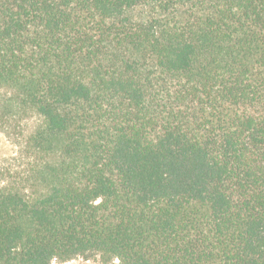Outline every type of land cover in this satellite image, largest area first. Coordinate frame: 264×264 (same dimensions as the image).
Instances as JSON below:
<instances>
[{
  "label": "trees",
  "instance_id": "trees-1",
  "mask_svg": "<svg viewBox=\"0 0 264 264\" xmlns=\"http://www.w3.org/2000/svg\"><path fill=\"white\" fill-rule=\"evenodd\" d=\"M0 264H264V0H0Z\"/></svg>",
  "mask_w": 264,
  "mask_h": 264
},
{
  "label": "rangeland",
  "instance_id": "rangeland-1",
  "mask_svg": "<svg viewBox=\"0 0 264 264\" xmlns=\"http://www.w3.org/2000/svg\"><path fill=\"white\" fill-rule=\"evenodd\" d=\"M40 121L37 118H30L22 123L23 135L18 131L2 132L0 131V169L13 166L16 159L20 156L19 152L23 143L39 126ZM53 264H104L102 258L94 256L90 259L78 257L69 262L54 261Z\"/></svg>",
  "mask_w": 264,
  "mask_h": 264
}]
</instances>
